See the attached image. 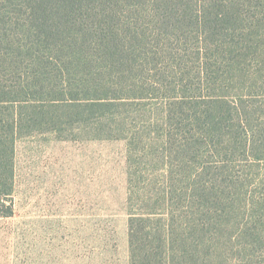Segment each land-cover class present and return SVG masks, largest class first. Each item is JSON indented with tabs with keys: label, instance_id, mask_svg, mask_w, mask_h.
Instances as JSON below:
<instances>
[{
	"label": "trees",
	"instance_id": "1",
	"mask_svg": "<svg viewBox=\"0 0 264 264\" xmlns=\"http://www.w3.org/2000/svg\"><path fill=\"white\" fill-rule=\"evenodd\" d=\"M257 81L264 88V0H0V217L14 214L22 129L59 121L65 106L164 93L178 124L163 158L169 185L136 192L148 212L130 218L131 264H234L217 237L222 217L202 147L229 128L220 92L236 89L233 104L253 107L242 99ZM232 129L226 142L236 150ZM234 168L229 178L240 179Z\"/></svg>",
	"mask_w": 264,
	"mask_h": 264
},
{
	"label": "rangeland",
	"instance_id": "2",
	"mask_svg": "<svg viewBox=\"0 0 264 264\" xmlns=\"http://www.w3.org/2000/svg\"><path fill=\"white\" fill-rule=\"evenodd\" d=\"M254 85L242 100L256 106L241 110L234 105L240 92H220L231 104L223 111L230 129L216 146L202 147L212 169L203 177L214 182L211 197L222 217L217 237L234 264H264V88ZM170 102L152 92L104 109L65 106L59 121L22 129L14 214L0 217V264H131L130 218L148 212L136 192L169 185L163 158L171 150L168 133L178 131L167 117ZM231 128L241 134L236 150L227 143ZM228 163L240 179L229 178Z\"/></svg>",
	"mask_w": 264,
	"mask_h": 264
}]
</instances>
